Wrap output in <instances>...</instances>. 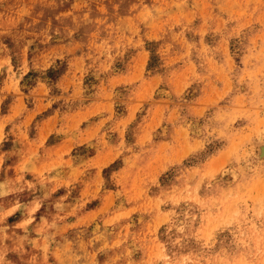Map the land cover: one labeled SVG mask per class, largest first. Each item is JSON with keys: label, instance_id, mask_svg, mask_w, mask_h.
Returning <instances> with one entry per match:
<instances>
[{"label": "rangeland", "instance_id": "374dc122", "mask_svg": "<svg viewBox=\"0 0 264 264\" xmlns=\"http://www.w3.org/2000/svg\"><path fill=\"white\" fill-rule=\"evenodd\" d=\"M0 264H264V0H0Z\"/></svg>", "mask_w": 264, "mask_h": 264}]
</instances>
